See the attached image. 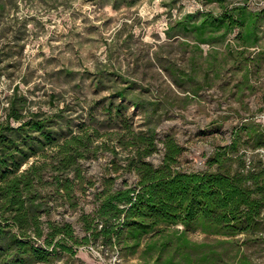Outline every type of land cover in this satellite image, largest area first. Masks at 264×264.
<instances>
[{
	"label": "trees",
	"instance_id": "obj_1",
	"mask_svg": "<svg viewBox=\"0 0 264 264\" xmlns=\"http://www.w3.org/2000/svg\"><path fill=\"white\" fill-rule=\"evenodd\" d=\"M208 1L224 6L226 0ZM176 27L193 36L191 41H181L192 53L184 64L162 66L186 98L195 99L216 84L230 89L225 78L239 69L245 70L244 80L239 91L231 88L230 92L235 95L254 87L252 68L257 56L253 57L252 48L262 41L264 7L253 11L241 0L225 12H204L198 20L192 15L182 17L172 28ZM234 31L235 47H216ZM176 35L169 31L170 38ZM203 44L212 45V50L205 53ZM120 96L125 93L120 91ZM10 101L7 120L0 122V264H54L62 254L78 259L79 249L92 243L115 251L123 235L132 238L136 247L148 236L146 251H157L154 264L162 259L163 264H234L231 257L238 256L232 252L240 248L239 236L245 235L247 244L263 230L264 157L240 149V136L230 145L219 146L208 157L207 168L185 171L178 168L184 147L170 134L163 140L162 162L156 165L150 160L159 150L160 101L133 97V105L147 119L142 130L124 116L119 104L116 117L124 128L104 133L103 140L98 138L104 136L99 127L63 133L55 116L29 108V96L18 87ZM250 134L254 150L264 146V132L258 125L252 126ZM105 151L113 154V168L97 194L96 216L82 208L89 235L80 239L73 222L54 219V193L64 198L67 209L76 206L77 182L93 183L86 179L82 161L99 158ZM121 167L136 173L138 182L117 188L112 172ZM192 231L215 241H196ZM221 244L224 249L218 251ZM166 251L171 254L165 258ZM237 263L251 264L250 256L244 252Z\"/></svg>",
	"mask_w": 264,
	"mask_h": 264
},
{
	"label": "rangeland",
	"instance_id": "obj_2",
	"mask_svg": "<svg viewBox=\"0 0 264 264\" xmlns=\"http://www.w3.org/2000/svg\"><path fill=\"white\" fill-rule=\"evenodd\" d=\"M240 3L226 0L222 6L208 0H0V122L7 120L10 99L18 87L20 93L29 96V108L55 116L63 133L99 127L104 136L98 138L103 140L107 137L104 133L124 128L116 117L119 104L137 130L147 128L144 113L132 101L140 95L161 102L159 150L150 158L154 164L163 160V140L168 134L184 147L178 168L185 171L207 168L208 157L239 136L240 149L249 156L258 152L264 157V146L254 150L250 134L253 125L264 132V34L260 46L252 48L253 57L257 56L252 68L254 87L245 92H230L231 88L239 91L244 80L245 70L239 69L225 78L230 89L216 84L202 90L195 99L186 98L187 93L177 91L162 66L184 64L192 53L181 41H191L193 36L173 29L177 20L191 15L198 20L204 12H225ZM246 3L253 11L264 7V0ZM169 31L180 35L170 38ZM235 37L236 31L216 47H235ZM203 48L207 53L212 45L203 44ZM112 158V152L105 151L99 158L82 161L86 179L93 183L77 182L73 197L76 206L67 209L64 198L54 193V219L73 222L80 239L89 235L81 218L82 208L96 216L97 194L111 173ZM112 175L117 177V188L139 180L136 173L126 172L124 167ZM190 236L199 242L215 241V237L200 231H192ZM257 236L247 244L246 236H239L240 248L232 252L238 256L231 257V263L238 264V258L246 252L251 264H264V224ZM125 238H120L115 248L119 256L115 254L112 261L100 258L97 247L91 251L80 246V258L62 254L54 264H154L157 251H146L148 236L137 247L132 238ZM223 249L221 244L218 251ZM170 254L166 251L165 258Z\"/></svg>",
	"mask_w": 264,
	"mask_h": 264
},
{
	"label": "built area",
	"instance_id": "obj_3",
	"mask_svg": "<svg viewBox=\"0 0 264 264\" xmlns=\"http://www.w3.org/2000/svg\"><path fill=\"white\" fill-rule=\"evenodd\" d=\"M83 249H88V250H91L93 251L95 247H97L100 251V258H105L107 260H111L114 258V256H116L115 254H117L119 256V253L118 251H114V250H111L112 252L110 253V251L106 248L105 245L99 243V244H90V245H85V246H82ZM88 264V263H87Z\"/></svg>",
	"mask_w": 264,
	"mask_h": 264
},
{
	"label": "crops",
	"instance_id": "obj_4",
	"mask_svg": "<svg viewBox=\"0 0 264 264\" xmlns=\"http://www.w3.org/2000/svg\"><path fill=\"white\" fill-rule=\"evenodd\" d=\"M82 258L86 260V258L84 256Z\"/></svg>",
	"mask_w": 264,
	"mask_h": 264
}]
</instances>
